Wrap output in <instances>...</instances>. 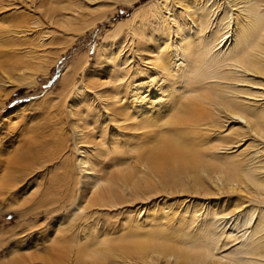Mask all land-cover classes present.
Returning a JSON list of instances; mask_svg holds the SVG:
<instances>
[{
	"label": "bare ground",
	"instance_id": "obj_1",
	"mask_svg": "<svg viewBox=\"0 0 264 264\" xmlns=\"http://www.w3.org/2000/svg\"><path fill=\"white\" fill-rule=\"evenodd\" d=\"M103 1L0 0V103L45 76L59 57L54 47L70 45L74 24ZM42 10L44 18L35 17ZM122 22L128 30L97 46L92 70L70 83L67 113L76 145L78 124L105 106L130 136L88 143L86 152L74 146L73 163L62 153L65 144L56 158H45L62 169L49 178V194L53 183H64L72 196L77 167L85 182L66 217L48 220L44 261L264 264V0H150ZM110 167L115 188L103 185ZM26 185H10L9 203ZM126 191L133 201L156 202L143 218L126 217L133 233L126 242L109 240L94 219L128 205Z\"/></svg>",
	"mask_w": 264,
	"mask_h": 264
},
{
	"label": "rangeland",
	"instance_id": "obj_2",
	"mask_svg": "<svg viewBox=\"0 0 264 264\" xmlns=\"http://www.w3.org/2000/svg\"><path fill=\"white\" fill-rule=\"evenodd\" d=\"M148 1L150 0H138L134 4L127 5L125 0H108L103 1L104 7L91 9L89 11L91 13H88L83 19L84 23L78 22L70 30L75 35L73 42L66 47L63 44L54 47L56 50L59 49V57L49 68L48 73L45 76L37 75L35 84L14 91L11 96L0 103V264H47L44 261V253L49 254V252L47 249L44 250L43 245L50 239L44 235L46 234L44 232L52 227L50 224L52 220L50 222L48 220L57 215L66 217L67 211L78 197L80 192L78 188L85 182L84 173L77 167L74 174L78 184L76 187L73 186L75 191L74 194L71 193L73 197L64 183H59L60 185L53 183L55 192L52 194L56 195L49 194L50 191L46 190L49 178L61 173L62 169L51 168L50 163H45V158H53V156L56 158L61 153L62 145L65 144L69 150L66 149L62 153L69 156L73 163L79 156L74 151V146L79 148L81 145L80 152H86V150L89 151V148L92 150L88 143L100 144L101 141H106L107 144H110L113 135L118 137L116 140L118 142L124 140L123 138L126 139L125 136L128 134L126 135V130L124 132L123 128H127V123H120L118 122L120 119L116 118V120H110L111 112L108 110V106H105L99 112L94 113L95 117L92 120L87 118V122L78 124L82 128L79 141L81 144L77 143L76 145L71 134L72 118L67 113L70 97L66 95L71 88L70 83L78 85L89 70H92V65L89 66L92 64V59L95 58V48L101 46L105 40H110L114 31L120 34L125 33L128 29L127 25L124 26L126 22L123 24L122 21L131 17L134 8L140 7ZM43 13L45 14V10L36 12L34 15L42 18ZM80 27L83 32H78ZM64 40L65 38L60 42ZM53 52V50L48 52L49 58L53 56ZM100 74H103L102 77L106 76L105 72ZM108 80L103 81L102 79L101 81ZM86 81L87 86L91 87L93 80ZM108 95V97L111 96L110 93ZM12 109L15 111H11ZM97 118L99 119L97 120ZM226 126L228 128L230 125ZM93 144L92 146H94ZM82 145H84L83 148ZM37 158L38 161H35ZM6 161L10 164H7ZM116 171L112 167L105 171L110 174L107 177L108 181L103 184L105 187H111V184L114 187L113 182L117 178H115ZM111 174L113 180L110 179ZM21 178L23 180H20ZM26 179L29 180L28 186ZM33 179L36 180L33 181ZM13 183L14 189L26 185L27 192L9 203L8 194L11 193L9 192L10 185ZM119 187H121V182L116 188L119 190ZM69 188L71 189V186ZM85 193L88 191L85 190ZM125 194L124 203L128 202V205L123 204L111 209L110 212L108 211L109 215L105 211L98 212L94 219L98 231L102 230L100 233L109 240L118 239L126 242L133 234L130 233L127 223H125L128 216L142 215L143 218L146 208L156 202L154 197L146 201L144 199L133 201L129 199L128 191ZM150 202L152 203L150 204ZM25 212H27L26 216H22V213ZM62 221V225L66 224V221ZM71 232H66V235H71ZM110 244L108 246L111 249L117 247ZM34 252L35 254H33ZM117 260L120 261V259Z\"/></svg>",
	"mask_w": 264,
	"mask_h": 264
},
{
	"label": "snow or ice",
	"instance_id": "obj_3",
	"mask_svg": "<svg viewBox=\"0 0 264 264\" xmlns=\"http://www.w3.org/2000/svg\"><path fill=\"white\" fill-rule=\"evenodd\" d=\"M258 87H262V88H264V84H262V85H259ZM236 119H237V120H239V119H240V117H236Z\"/></svg>",
	"mask_w": 264,
	"mask_h": 264
}]
</instances>
